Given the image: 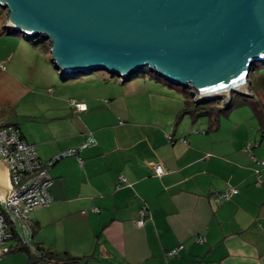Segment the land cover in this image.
Instances as JSON below:
<instances>
[{"label": "crops", "instance_id": "crops-1", "mask_svg": "<svg viewBox=\"0 0 264 264\" xmlns=\"http://www.w3.org/2000/svg\"><path fill=\"white\" fill-rule=\"evenodd\" d=\"M23 45L38 53L31 41ZM32 61L28 84L34 98L46 88V103L17 111L9 123L43 161L78 150L50 167L52 201L31 212L41 249L81 257L69 264H264V128L254 109L221 114L212 127L207 114L189 110L183 91L160 77L63 78L48 48L44 59ZM256 84L264 87V79ZM12 93H0L9 115V102L17 105ZM72 98L87 109L77 110ZM90 136L95 142L83 145ZM156 164L165 171L158 174ZM229 187L238 192L225 199L220 194ZM144 205L148 216L139 225ZM11 243L0 264H29L30 253Z\"/></svg>", "mask_w": 264, "mask_h": 264}, {"label": "water", "instance_id": "water-1", "mask_svg": "<svg viewBox=\"0 0 264 264\" xmlns=\"http://www.w3.org/2000/svg\"><path fill=\"white\" fill-rule=\"evenodd\" d=\"M8 33L50 45L60 76L147 67L197 103L253 95L264 62V0H0ZM7 166L0 159V186Z\"/></svg>", "mask_w": 264, "mask_h": 264}, {"label": "built area", "instance_id": "built-area-1", "mask_svg": "<svg viewBox=\"0 0 264 264\" xmlns=\"http://www.w3.org/2000/svg\"><path fill=\"white\" fill-rule=\"evenodd\" d=\"M70 102L77 110L87 109L84 101L72 98ZM94 142L95 139L90 136L83 145ZM77 151V149H68L57 153L49 161H43L35 144L23 136L17 125L0 121V159L8 168L10 181L7 191L0 192V259L15 248L11 243L12 240L28 248L37 257L46 256V251L33 240L35 228L31 212L35 207L49 205L52 201L50 167L57 160L75 154ZM259 163L264 166V161ZM155 171L161 174L165 171V167L162 164H156ZM257 174L259 182L261 175L258 169ZM120 178L127 181L124 175ZM237 192L238 188L229 187L220 195L228 199ZM147 216V207L144 205L139 211L137 223L143 225ZM199 240L202 242L205 238L200 237ZM181 247L182 245H179L169 250L168 256L176 255Z\"/></svg>", "mask_w": 264, "mask_h": 264}, {"label": "rangeland", "instance_id": "rangeland-1", "mask_svg": "<svg viewBox=\"0 0 264 264\" xmlns=\"http://www.w3.org/2000/svg\"><path fill=\"white\" fill-rule=\"evenodd\" d=\"M5 19H6V9L0 6V93H2V91L4 92L9 91V93L12 95L13 94L12 92H14L13 100H16L14 104H17V105H13V102H9L14 109L11 115L7 114V112H5L3 109L5 107L8 109L9 105H6L5 107H2L0 105V119L3 121L12 122L13 119L15 120L16 117L15 115L17 111L19 113H23L26 112L28 108L30 107L32 108L33 105L38 106L46 103L45 94H44V93L47 94L46 88L39 90L41 93L44 92L43 94H40L38 91H36L35 95L37 98H34L33 97L34 93L32 94L33 89H30L28 83H29V77L33 73L32 69L34 68L32 60L36 59V57H39V59L41 58L44 59L45 49L48 48V51L50 52V45L48 40L42 38L40 39V37H32L28 39L22 33H11V34L8 33L7 29L4 27ZM25 41L27 42L31 41L33 45H37V47H39L38 53H35L32 56L31 51L25 48L23 45V43H27ZM34 43H38V44H34ZM10 52L14 53L12 61L9 60ZM103 73L107 74L108 72L105 70H97L90 74H86V75L84 74L81 76V78L87 79L92 76L95 77L96 74L98 75ZM137 74L154 75L156 77H160L156 73L151 72L147 67L141 69ZM13 76H15V79ZM256 77L257 79H264L263 61L256 62L251 70L250 78L252 80H255L253 81L252 84L254 92L252 96L246 98L248 101L245 104L237 106L236 103L243 100L244 96L234 94L232 98V102L234 101L232 107L233 113H236L235 111H237L238 109H242L243 106L248 107L249 111L250 109H253V105L251 104L249 99L260 100L259 101L260 103H258L259 107L260 108L264 107V87L262 85L261 87H257L256 84L257 79H255ZM117 78L121 79L118 76ZM160 79L163 82L171 85L172 87H177L178 89L183 91V93L181 94L187 96L188 99L192 97V93L188 88L174 85L162 77H160ZM224 104L225 103H223V106ZM8 179H9V175H8Z\"/></svg>", "mask_w": 264, "mask_h": 264}, {"label": "trees", "instance_id": "trees-1", "mask_svg": "<svg viewBox=\"0 0 264 264\" xmlns=\"http://www.w3.org/2000/svg\"><path fill=\"white\" fill-rule=\"evenodd\" d=\"M250 75H251V72H250ZM250 75H249V77H250ZM70 76H74V75H65L62 77L67 78ZM251 81L253 84L254 80L251 79ZM259 101L260 100H258V99L257 100H254V99L250 100L251 104L253 105V109L255 110V113H256L259 121H260L261 128H264V107H261V108L259 107V104H258V103H260ZM233 102L231 101L227 104H224V106H223L222 100H211V101H207V102L197 103L194 100V96L192 95V97L189 100H187V106L188 107L191 106V108L189 110H191L195 114L196 113L197 114H207L209 116L211 126L214 127V126L218 125L219 118H220L221 114H228L232 110ZM238 103L239 102H237L236 105H238ZM16 248L24 249L30 253L31 258H30L29 264H37L38 260H39L38 258H43V257L35 256L34 254H32L29 251L28 248H26L24 246L17 245ZM44 257H47L49 259L50 258H56L58 261L63 262L65 264L77 263L81 259V257L71 255L68 252H58V251L57 252L56 251L46 252V256H44Z\"/></svg>", "mask_w": 264, "mask_h": 264}, {"label": "bare ground", "instance_id": "bare-ground-1", "mask_svg": "<svg viewBox=\"0 0 264 264\" xmlns=\"http://www.w3.org/2000/svg\"><path fill=\"white\" fill-rule=\"evenodd\" d=\"M8 171H6V173L4 174L3 178H2V183L0 186V192L1 193H5L8 189V187L10 186V181H8Z\"/></svg>", "mask_w": 264, "mask_h": 264}]
</instances>
